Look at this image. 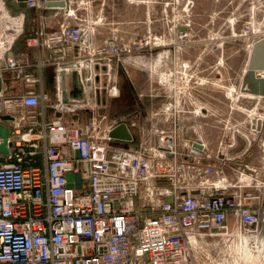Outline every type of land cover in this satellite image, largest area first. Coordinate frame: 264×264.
Segmentation results:
<instances>
[{
    "label": "built area",
    "instance_id": "obj_1",
    "mask_svg": "<svg viewBox=\"0 0 264 264\" xmlns=\"http://www.w3.org/2000/svg\"><path fill=\"white\" fill-rule=\"evenodd\" d=\"M47 1L24 3L34 11L46 9ZM65 2L68 14L74 13L72 0ZM90 34L88 23L63 21L27 40L30 47L48 53L46 64L77 76L81 99L65 103L61 94L51 101L43 90L12 97L3 87L0 92V115L13 118L12 131L18 136L9 138L13 145L0 166V264H193L204 234L224 228L230 214L248 231L257 227L264 212L262 194L221 192L239 189L246 168L206 164L211 157L207 149L194 153L199 141L186 138L181 118L186 110L177 82H187V62L178 76H159L170 93L153 117H163L167 126L153 128L152 136L136 146L124 140L127 145L121 146L110 131L126 124V118L105 126L108 117L95 114L98 106L87 86L106 79L112 94L117 93L121 65L148 51L152 42L97 45ZM8 44L2 43L0 52ZM42 64L39 60L38 66ZM24 67L12 56L0 63V71H14L31 86L42 83L23 74ZM256 76L263 78L264 72ZM48 110L61 115L52 118ZM80 111L91 115L80 117ZM254 121L250 129L258 133L264 121ZM235 133L241 134L238 128ZM68 174L74 175L72 182Z\"/></svg>",
    "mask_w": 264,
    "mask_h": 264
},
{
    "label": "rangeland",
    "instance_id": "obj_2",
    "mask_svg": "<svg viewBox=\"0 0 264 264\" xmlns=\"http://www.w3.org/2000/svg\"><path fill=\"white\" fill-rule=\"evenodd\" d=\"M76 1L74 13L62 11L58 16L61 21L105 24L108 30L101 34L114 33L123 45L129 41L151 40V48L132 55L125 69L143 75L151 72L158 83L156 100L160 110L168 101L161 96L168 95L170 87L160 83L159 76L166 72L178 76L181 64L187 62V82H177V85L181 87L180 99L186 117L196 114L193 118L202 126V135H225L227 129H233L226 123L232 114L229 107L234 103H241L240 106L253 103L241 97L237 101L236 97L243 95V90H253L250 83L244 85V79L254 43L264 40V0H92L88 14L83 13L84 0ZM21 26L20 19L7 20L0 12V45L20 34ZM58 27V21H54L48 30ZM31 32L26 25L20 40L34 36ZM123 69L117 76L121 87L118 113L129 110L138 98ZM148 93L146 87L141 91V94ZM247 97L261 102L255 111L240 107L235 111V118L242 122L257 117L264 120V99ZM110 102L107 103L110 105ZM113 112L114 108L112 119L116 116ZM219 121L225 125L222 133L214 128ZM259 239L262 246L256 244L251 232L230 218L224 228L203 239L193 264H264V234Z\"/></svg>",
    "mask_w": 264,
    "mask_h": 264
},
{
    "label": "crops",
    "instance_id": "obj_3",
    "mask_svg": "<svg viewBox=\"0 0 264 264\" xmlns=\"http://www.w3.org/2000/svg\"><path fill=\"white\" fill-rule=\"evenodd\" d=\"M75 3L77 4L78 1L72 0L71 5L69 4L70 8L73 10L75 7ZM105 1H102V4H104ZM92 0H84V9L83 13H90ZM67 7V8H66ZM65 8H46L42 10H34L33 18L34 22H30V19L27 22V26L30 29V32L35 35L37 31H51L48 30V26L52 25L54 21H58V23H62L58 16L61 14L62 11L68 10V2ZM58 18V19H57ZM92 26V34H90V40H92L97 45H104L106 42L112 41L118 45H122L120 42V39L118 40L114 33L112 35L108 36L107 34H101L103 31L108 30L106 28L105 24H99L97 23H91L90 21L87 22ZM35 26V27H34ZM122 41V40H121ZM9 46L3 51L0 52V63L5 61L7 57H17L20 59L21 63L25 66L23 69V74H30L33 75L34 78H41L42 83L29 85L24 80L18 79L16 77V73L14 71L10 70H4L0 71V77L3 79V89L7 92L8 96H18L26 92L27 90L31 89L35 92H40L43 90V92L49 94L51 101H57L59 97H61L62 94V76L61 72L59 71V68L55 64H46L45 60L48 56V53L45 50H42L40 48L36 47H30L27 44V40H19L14 48L12 49V55H9ZM130 58H132V55L129 56L126 61L121 65L125 69L126 63H129ZM42 61V65L38 66V61ZM123 69V70H124ZM128 69V68H126ZM125 69L126 74L129 75L130 82L136 90L137 99L136 102L132 103L130 105L129 110H121V113H118V98L121 95V87L119 86L118 78H116V85H117V93L112 94L109 84L106 79H98L96 82H91L87 86V94L89 95L90 99H92L95 104L98 106L97 110L95 111V114L97 115H107L108 120L104 123L105 126H109L110 123L117 119V118H126V124L127 127L131 133L132 140L131 145L136 146L140 140H144L145 138H148L152 136V131L154 129H161L165 128L167 124L165 123L163 117H153V115L159 111H161L158 107V100H156V91L159 90L158 83L156 84L155 77L151 74V72L147 75V80H145L143 74L134 72V71H128ZM117 76L119 77V72L117 73ZM116 76V77H117ZM147 81V82H146ZM64 82L66 86V92L68 95L69 100L75 99H81L82 93L80 90L79 85L77 84V76L75 74H64ZM147 88L149 91L148 94H141V91ZM243 93V92H241ZM240 95V94H239ZM245 96L251 95L253 97H256L255 94H244ZM147 97V98H146ZM242 97V95H240ZM264 99V97H256ZM113 99L114 104L113 105ZM161 99H165L164 96H161ZM240 99V98H239ZM244 99V98H243ZM249 101H252L250 98H246ZM108 100H111L110 105L107 103ZM257 100V99H256ZM261 102V100H257V103L254 105L250 102L251 108L249 111L257 108L258 103ZM239 103V102H238ZM241 104V103H240ZM240 104H232L229 107V110L232 112V114L229 116V118L226 120V123L229 124L232 130H226L227 132L225 135H220L219 137L212 136V135H202L200 133V128L202 126L199 125L198 121H196L194 118H196V114L193 113V117H186L185 112L182 114V122L185 125L186 130V138L190 139L192 141L198 140L199 142L195 143L194 153H198L203 146L207 149V151L210 153L211 157L205 160L206 164H214L215 166H220L223 162H226L225 164L221 165V168L226 167H237L241 166L246 168L244 170V181L243 185L238 188H229L227 190H221L223 193L227 194H242L244 192H254L259 193L264 196V122L261 124L259 123L258 126V133L251 132V126L253 124L255 125L254 119H248L244 120L243 122L239 119L235 118V111L237 109H240ZM254 106H253V105ZM101 105V106H99ZM102 107V108H101ZM114 108L115 112H113L112 115H116L114 119L110 117L112 109ZM117 109V110H116ZM244 109V108H243ZM246 109V108H245ZM244 111H247V109ZM251 113V112H250ZM48 114L50 117L59 116L61 114L55 113L54 111L48 110ZM80 117H86L90 116L91 112L87 111H80L78 114ZM250 115V114H249ZM153 117V118H152ZM250 117V116H249ZM258 118V117H257ZM264 121V120H263ZM1 124L6 125L10 128V137L12 138H18V136L15 135V133L12 131L14 124L12 122H3L0 120ZM133 124H136V126H133ZM140 126V128L138 127ZM223 122L219 121L218 124L214 125L215 131H220L221 133L224 132ZM200 126V127H199ZM238 130L241 132V134L235 133V130ZM145 131V133H144ZM112 132V130L110 131ZM230 132V133H229ZM198 135L201 136V140L198 138ZM11 138V139H12ZM114 139V138H113ZM234 139L235 141H232ZM115 143L121 146H126L127 142L120 141V139H114ZM233 142V146H230V144ZM228 156V157H227ZM3 164V163H2ZM0 164V166L2 165ZM225 167V168H226ZM234 177V175H232ZM234 180V179H233ZM196 192V191H195ZM234 219L236 222L239 223V220L234 217L232 214L228 216L229 219ZM227 220V221H228ZM241 225V224H240ZM264 225V212H263V218L260 224L257 227H253L249 232H259V227ZM242 226V225H241ZM248 231V230H247ZM260 233V232H259ZM263 233V232H262ZM208 235V233L204 234V238Z\"/></svg>",
    "mask_w": 264,
    "mask_h": 264
},
{
    "label": "water",
    "instance_id": "obj_4",
    "mask_svg": "<svg viewBox=\"0 0 264 264\" xmlns=\"http://www.w3.org/2000/svg\"><path fill=\"white\" fill-rule=\"evenodd\" d=\"M47 8H65L66 2L65 0H48L46 3ZM1 14L2 16L7 19L14 21L16 19H20L22 22V26L19 29L20 34L24 33L26 30V25L29 20V18L33 15L32 10H29L26 8V5L24 3V0H2L0 4ZM182 32L185 31L184 28L181 29ZM20 34L17 36H11L9 40V55H12V49L16 45V43L20 40ZM263 41V40H262ZM254 48V46H253ZM255 49V48H254ZM253 50V49H252ZM254 54V50L252 52ZM250 55V61L248 66V71L246 72L245 79H244V85L247 83H250L252 85L253 90H250L249 93L264 97V77L258 78L256 76V71H264V55L262 56L261 60H257L255 57H253V54ZM64 74L65 72L61 73L62 76V98L63 102L69 103V98L66 92V86L64 82ZM2 85H3V79L0 77V92L2 91ZM255 103V101L253 100ZM0 120L3 122H10L13 120L10 116L2 117L0 115ZM110 136L114 139H120L124 141H131L132 136L131 133L127 127L126 124H120L116 128L112 130L110 133ZM10 138V128L7 127L4 124L0 123V164L4 163L6 160V156L10 154L9 148L12 147V142L9 141ZM68 181L72 182L74 175L68 174L67 175ZM70 186L72 187V184L70 183ZM80 186V175H76V187L78 188ZM260 232V233H259ZM259 232H251L256 244L258 245L260 240L259 238L262 237L264 234V225L259 227ZM263 232V233H262ZM260 246L261 242L259 243Z\"/></svg>",
    "mask_w": 264,
    "mask_h": 264
},
{
    "label": "bare ground",
    "instance_id": "obj_5",
    "mask_svg": "<svg viewBox=\"0 0 264 264\" xmlns=\"http://www.w3.org/2000/svg\"><path fill=\"white\" fill-rule=\"evenodd\" d=\"M181 35H182V37L185 36L183 33ZM253 46L255 48V49L253 48L254 54L252 53L253 50L251 52L253 54V57H255L257 60H261L262 56L264 55V40L263 41H261V40L256 41ZM257 72H259V71L257 70L256 73Z\"/></svg>",
    "mask_w": 264,
    "mask_h": 264
},
{
    "label": "flooded vegetation",
    "instance_id": "obj_6",
    "mask_svg": "<svg viewBox=\"0 0 264 264\" xmlns=\"http://www.w3.org/2000/svg\"><path fill=\"white\" fill-rule=\"evenodd\" d=\"M34 16L32 15L29 19H30V22H32V20H33V22H34V19H32ZM35 27V26H34ZM185 32V31H184ZM248 94L249 93V91H246V90H243V94ZM239 98H240V95L238 96V97H236V100L238 101L239 100ZM254 105L256 104V102L255 103H253ZM253 105V106H254ZM244 109L246 108L247 109V111L248 110H250L251 108H249L250 106L249 105H247V104H244L243 106H242ZM245 109V110H246Z\"/></svg>",
    "mask_w": 264,
    "mask_h": 264
}]
</instances>
